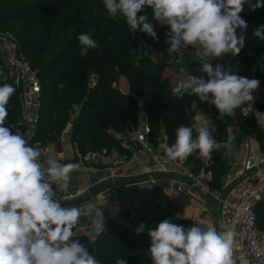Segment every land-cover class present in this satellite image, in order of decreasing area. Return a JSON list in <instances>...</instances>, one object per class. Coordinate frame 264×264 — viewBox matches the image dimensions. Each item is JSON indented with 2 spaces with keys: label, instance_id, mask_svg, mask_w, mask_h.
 <instances>
[{
  "label": "clouds",
  "instance_id": "9594fccd",
  "mask_svg": "<svg viewBox=\"0 0 264 264\" xmlns=\"http://www.w3.org/2000/svg\"><path fill=\"white\" fill-rule=\"evenodd\" d=\"M108 15L123 18L132 32L146 33L154 40L157 33L147 15L167 26V52L180 53L193 48L202 58L200 71L206 75H189L173 89L180 96H195L201 103L214 105L220 119L234 116L235 110L247 104V116L254 102L253 93L260 81L232 73L222 65L209 61L223 55H238L245 44L247 22L240 16L249 0H102ZM264 5L260 0L252 9ZM238 30H241L238 32ZM255 37L264 40V26L256 29ZM80 54L97 47L92 34L77 37ZM207 58V59H204ZM137 66L139 63L137 61ZM15 92L12 84H0V264H100L74 228L82 217L91 218V238L105 230L103 208L87 204L63 206L58 191H65L72 180L75 163H61L52 154L42 153L24 138V134L7 126L8 104ZM264 129V113L255 112ZM207 115L201 113L195 129L180 125L175 142L166 148V156L185 162L197 154L205 163L211 160L217 145ZM195 132V135H194ZM55 186V188L53 187ZM144 224L136 229L144 231ZM148 235L151 244L147 255L151 264H235L233 246L236 233L222 222L218 227L193 225L188 228L165 219ZM115 264H127L118 258Z\"/></svg>",
  "mask_w": 264,
  "mask_h": 264
},
{
  "label": "trees",
  "instance_id": "16d2710c",
  "mask_svg": "<svg viewBox=\"0 0 264 264\" xmlns=\"http://www.w3.org/2000/svg\"><path fill=\"white\" fill-rule=\"evenodd\" d=\"M140 14L147 15L158 38L154 40L139 31L140 37L155 50L168 48L165 44L168 27H162L152 19L151 8L145 7ZM240 16L247 22V29L244 33V47L237 56L245 59L249 67L254 63L258 79L264 82V40L253 35L256 29L264 26V6L250 9ZM23 19L25 21L17 30L16 37L42 84L41 120L34 140L41 147L59 142L67 125L70 107L81 99L84 101L81 103L79 118L72 125L71 140L82 155L100 151L105 142L118 143L116 136L119 134L127 135L136 131L140 124V101L112 85L121 74L127 76L132 93L145 103L149 117L146 123L148 139L153 146L159 144L164 129L167 141L162 148L163 153L166 154V148L175 142L176 129L180 125L195 129L192 121L197 112H203L214 119L216 134H221L224 124L218 118L215 106L201 103L195 96L175 94L163 73L165 65L150 57H139L141 43L133 40L132 31L123 18L118 16L113 19L108 15L102 0H0L1 32L4 25L16 26ZM84 32L91 33L97 42V47L89 49L87 54L100 53L97 60H87V55L80 54L77 37ZM92 61L101 65L94 67ZM200 63L192 61L187 64V77L190 74L205 75L200 71ZM91 71L99 74V80L95 87L86 89ZM3 83L14 86L0 52V84ZM7 107V126H12L15 131L22 111L20 94L16 88ZM255 107L264 112V95L262 100L255 103ZM246 128L264 147V129L258 125L256 116L247 120ZM117 149L121 153L124 151ZM77 160L78 157H75L64 163ZM183 163L195 171L211 169L215 173L214 187L219 186L222 176L228 170L220 148L214 149L207 163L197 154L190 155ZM256 210L259 226L264 230V202L259 203ZM164 220L159 217L149 221L139 234L118 220H109L104 232L94 240L86 234L76 233V237L100 264H115L118 258L126 259L127 264H151L146 254L151 244L148 231ZM172 223L185 228L197 225L188 219Z\"/></svg>",
  "mask_w": 264,
  "mask_h": 264
},
{
  "label": "built area",
  "instance_id": "2783aa9c",
  "mask_svg": "<svg viewBox=\"0 0 264 264\" xmlns=\"http://www.w3.org/2000/svg\"><path fill=\"white\" fill-rule=\"evenodd\" d=\"M248 8L249 4L246 3L240 14ZM0 52L22 102L18 126L24 130V138L31 146L35 147L38 144L34 140L38 133L43 106L40 77L29 64L22 51L20 41L11 34L0 31ZM138 52L141 56H151L153 61L168 66H174L181 60V53L169 55L167 50H155L145 43H141ZM195 54L198 57L196 61L202 63V58L197 55L196 50ZM98 80L99 75H91L89 86L95 87ZM263 95V91L258 87L253 93L254 102L251 105L254 111H250L247 116L242 111V108L248 111L247 104L235 110L234 116L237 119L235 125L239 132L234 133L233 137H238L241 133L244 134L246 139L244 152L240 159L227 167L228 170L222 176L218 187L213 186L215 173L211 169L202 168L195 171L188 164L170 160L162 149L156 150L148 139L146 124L143 126L142 133L129 142L130 152L121 153L116 157L104 149L82 155L75 144L74 158L78 157V160L72 163L77 165L76 170L84 168L90 172L96 171L98 165L107 163L110 170L116 174L117 168H128L140 160L144 161L148 166V171L144 172L145 169H143V172L150 174L148 179L133 184L114 186L117 190H128L135 185H145L147 190L145 197L126 201L127 207L133 209L130 214L131 218L136 217L135 209L151 212L153 203L163 209L167 208L166 202L152 196V192L155 190L174 194L182 205L198 208L202 217L189 218L195 224L203 222V225L215 227L213 213L216 212L219 221L227 229L236 233L233 246L235 264H264V230L259 226L256 210L257 205L264 202V147L246 128L247 120L251 116H255L256 111L264 113L255 107V103L262 100ZM133 96L140 101L138 96ZM48 152L49 148L44 149L45 154ZM57 159L61 163L65 161L62 157ZM87 191L88 189L75 193L63 191L58 195V198L62 204H65L77 200ZM116 202L114 199L113 204ZM85 218L91 220L89 217ZM120 223L129 227L124 221H120ZM84 228L85 226L77 225L74 231L79 233V230Z\"/></svg>",
  "mask_w": 264,
  "mask_h": 264
},
{
  "label": "crops",
  "instance_id": "0c3cea01",
  "mask_svg": "<svg viewBox=\"0 0 264 264\" xmlns=\"http://www.w3.org/2000/svg\"><path fill=\"white\" fill-rule=\"evenodd\" d=\"M194 55H196L195 51ZM180 56L182 57L183 53ZM227 57L231 58L229 59ZM232 58L235 57L232 54H227L215 58L209 62L213 66H215L216 64H220L225 69H230L232 73L238 74L240 76H245L247 74L246 72V74L244 73L246 67L242 62L235 63ZM192 61H196V59H192ZM192 61H188L187 63L186 58H184V61L180 60V62L172 67H175L177 70L180 68L183 69ZM121 92L134 95L131 91L130 86L128 85L124 86L121 89ZM143 126L144 124L140 125L136 131L128 133L127 135H117L121 141V144H123L128 148V150H130L129 142L142 133ZM17 129H19L24 134V130L22 128L18 126ZM240 138L241 139L239 141H234L231 146L223 150L224 161L227 167L234 161L240 159L243 155L244 143L246 139L244 134H242V137ZM162 140L163 147H165L167 137L166 139L163 137ZM35 147L40 149L42 153H44V149L49 148V152L47 154H52L56 158L62 157L65 160L73 159L76 152L73 142L72 140H70L69 136L66 139H62L60 148L56 146L55 143H51L46 147H41L38 143ZM110 154L118 157L121 155V152H119L118 150H114V152ZM143 169H145L144 172L148 171V166L144 161L140 160L138 161V163H134L128 168H117L116 174H114L110 170V166L107 163L98 165L96 171L94 172L87 171L84 168H82L81 170H75L71 173L72 180L69 184V187L64 192L75 193L77 191H82L85 189H88V191L77 200L68 202L69 204H66V206H79L87 204L98 206L100 208H103L105 224L109 220L124 221L129 227L134 230L140 224H144L145 226L149 221L158 217L177 219L190 218L198 215L199 211L196 206H184L180 203L176 195L165 193L162 190H155L154 192H152V196L154 198H160L164 202H166L167 208L163 209L156 203H153V209L151 212H143L135 209L136 217L131 218L130 214L131 212H133V209L127 207L126 201H133L136 198L145 197L147 192L145 185H135L130 187L128 190H117V188H115L114 186L119 184L124 185L126 183L133 184L148 179L150 174L144 173ZM53 187L55 188V186ZM114 199H116L117 201L115 204H113ZM78 225L85 226L84 229L79 230V234H86L90 236V232L93 231L91 220H87L85 217H82Z\"/></svg>",
  "mask_w": 264,
  "mask_h": 264
},
{
  "label": "rangeland",
  "instance_id": "374dc122",
  "mask_svg": "<svg viewBox=\"0 0 264 264\" xmlns=\"http://www.w3.org/2000/svg\"><path fill=\"white\" fill-rule=\"evenodd\" d=\"M256 2H257V0H249V2H248L249 8L247 10H245V12L246 11H249L250 9H252V6L255 5ZM260 2L261 3H264V0H260ZM24 21H25V19L21 20L19 22V24H17L16 26H13V25H4L3 27H1V30H2L3 33L11 34L15 38H17L16 37L17 36V30L19 29L21 23H23ZM132 36H133L132 37L133 40H135V41L138 40L140 43H142V44L145 43L147 45V43L144 41V39L140 37L139 31L132 32ZM162 50H167V48H164ZM194 51H195V49H193V48H189L187 50H181L180 53L181 54L183 53V56L181 57L182 58L181 60L184 61V58H186L187 63H188V61H192V59H196L197 60L198 57L196 55H194ZM139 57H141V58L150 57L152 59L151 56H141V55H139ZM234 57L235 58H232V59L234 60L235 63L242 62L243 65L246 67L244 73L246 72L247 74L245 73L246 75L244 77H247L249 79H258V77H257V75L255 73L254 63H253L252 66L249 67L247 65L245 59H243V58H241L239 56H234ZM97 58H100V53H93V54H90V55H87L86 56V59L87 60H90V59L97 60ZM227 58H229V57H227ZM91 64L94 67H96V65H99V66L101 65V64L97 63L96 61H92ZM187 72H188L187 66L185 68H183V69L180 68V69L177 70L175 67L165 65V68L163 69V73H164L165 77L168 78L169 85H170V87H172V90L178 85V83L181 80H184V79L187 78ZM93 74H97V73L91 71L90 72V77ZM97 75H99V74H97ZM258 80L260 81L259 87L261 88V90L264 93V82H262L263 80H260V79H258ZM112 85L115 88H117L118 90H121L124 86H127V85L130 86V82H129V80H128V78H127L126 75L121 74V75L118 76V78L115 79V81L113 82ZM89 88H90V86L87 85L86 86V89H89ZM83 101H84V99H81L80 102L73 103L72 106L70 107V109H69V116H68V119H67V125H66V127H65V129L63 131V134L61 135V137L59 139V142H55L56 146H58L59 148L61 147L62 138L66 139L69 136V138L71 140L72 125H74V123L79 118L80 107H81V103ZM140 106L141 107H140V110H139V120H140L139 126L140 125H143V124H146L147 121H148V118H149L148 117V114L146 113V110H145V103H144V101L142 99L140 100ZM158 108L160 110L162 109L160 105H158ZM201 113H203V112H197V114L193 118V121L192 122H193L194 128H195L196 124L198 123V117H199V115ZM55 114H56V111L54 112V115ZM205 115H207V114H205ZM208 118H209V122H210V130H211V127L212 126L215 129V131L212 132L213 137L217 141V145H216L215 148H220L223 151L227 147L231 146V144L234 143V141H239L241 139L240 137H242V134H243V133H241V131H240L241 134L238 136V138L233 137V134L234 133L239 132L237 130V126L235 125V123L237 121V119H236L235 116H225V117H223L221 119V121H222V123L224 125H223V128H222L221 134L219 136L216 134V132H217L216 121L214 119L210 118L209 116H208ZM41 127H42L41 130H42L43 127H44V123L42 124ZM90 127H92V126H90ZM116 137L119 140L118 143H116V144L115 143L109 144V143L105 142V146L100 151L106 149L109 153H112V152H114V150H118L117 148H120V150L121 149L125 150L124 153L125 152L126 153L127 152H130V150H128V148L126 146H124L123 144H121L120 139L118 138V136H116ZM163 137L165 139L167 137L166 134H165L164 129L161 131V135H160V139H159V144L156 145V146H154V148L156 150H159V149L163 148V140H162ZM73 145L75 146L74 143H73ZM61 193H62V191H59L58 192V195H60ZM196 217L197 218L198 217H202V215L198 213V215H196ZM163 218L164 219H168L171 222H173V221H179V220H182V219H188V220H190L189 218H177V219H170V218H165V217H163ZM200 224H201V222H199V224H197V225H200Z\"/></svg>",
  "mask_w": 264,
  "mask_h": 264
},
{
  "label": "water",
  "instance_id": "95a60500",
  "mask_svg": "<svg viewBox=\"0 0 264 264\" xmlns=\"http://www.w3.org/2000/svg\"><path fill=\"white\" fill-rule=\"evenodd\" d=\"M65 204H69V203L67 202V203H65ZM213 217H214L215 227H218V223H219L220 221H219V217H218V215H217L216 212L213 213ZM158 218H159V217H158ZM155 219H156V218H155ZM153 220H154V219H153Z\"/></svg>",
  "mask_w": 264,
  "mask_h": 264
}]
</instances>
